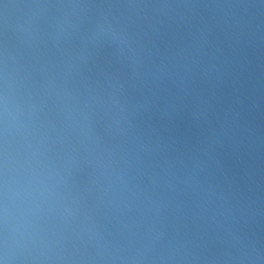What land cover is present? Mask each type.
<instances>
[{"label":"clouds","instance_id":"1","mask_svg":"<svg viewBox=\"0 0 264 264\" xmlns=\"http://www.w3.org/2000/svg\"><path fill=\"white\" fill-rule=\"evenodd\" d=\"M0 264H264V0H0Z\"/></svg>","mask_w":264,"mask_h":264}]
</instances>
